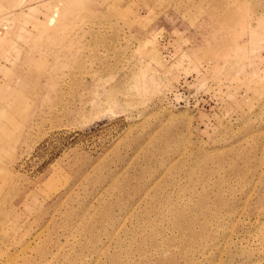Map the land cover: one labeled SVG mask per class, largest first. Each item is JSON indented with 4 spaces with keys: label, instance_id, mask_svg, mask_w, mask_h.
I'll return each mask as SVG.
<instances>
[{
    "label": "rangeland",
    "instance_id": "1",
    "mask_svg": "<svg viewBox=\"0 0 264 264\" xmlns=\"http://www.w3.org/2000/svg\"><path fill=\"white\" fill-rule=\"evenodd\" d=\"M62 2L0 0V264H264V0Z\"/></svg>",
    "mask_w": 264,
    "mask_h": 264
},
{
    "label": "crops",
    "instance_id": "2",
    "mask_svg": "<svg viewBox=\"0 0 264 264\" xmlns=\"http://www.w3.org/2000/svg\"><path fill=\"white\" fill-rule=\"evenodd\" d=\"M16 0H9V3L13 4L15 3ZM95 1H100V0H93V2ZM64 4V8H74V9H80L81 8V0H63L62 2ZM72 4V5H71ZM73 6V7H71Z\"/></svg>",
    "mask_w": 264,
    "mask_h": 264
},
{
    "label": "built area",
    "instance_id": "3",
    "mask_svg": "<svg viewBox=\"0 0 264 264\" xmlns=\"http://www.w3.org/2000/svg\"><path fill=\"white\" fill-rule=\"evenodd\" d=\"M10 29V23L3 19V14L0 13V37Z\"/></svg>",
    "mask_w": 264,
    "mask_h": 264
}]
</instances>
